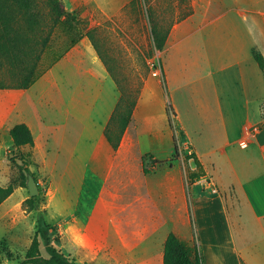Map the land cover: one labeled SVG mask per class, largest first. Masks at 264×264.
<instances>
[{
	"label": "rangeland",
	"instance_id": "374dc122",
	"mask_svg": "<svg viewBox=\"0 0 264 264\" xmlns=\"http://www.w3.org/2000/svg\"><path fill=\"white\" fill-rule=\"evenodd\" d=\"M35 2L37 15L27 14L24 11L12 19L20 26L21 31L29 36V44L39 52L42 40L49 32L47 20L50 19V6L47 0H35ZM123 3L124 7L113 20H104L103 16L106 14L103 8L113 10ZM66 4L69 5L67 9L77 19L79 31L94 29L93 34L100 52L118 78L121 87H124L125 101L133 99L137 88H140L138 103L141 92L147 88L150 93H155V98L152 99L155 101L151 102L145 112H149L151 108V112L158 116L159 124H164V108L167 114L170 112L177 128L176 135L180 150L179 157L174 159V165L180 163L189 173L191 159L188 156L190 153L187 138L183 136L179 123L172 114L171 104L160 96V89L164 88L162 79L159 82L153 73L154 68H159V64L153 63V59L159 53L158 50H162L156 46L155 33L165 35L166 42L177 31V37H181L188 29H196L202 11L212 8L216 9V12H224L220 8L221 5L218 7V2L214 0H68ZM30 20H36L37 24L33 23L30 26ZM185 20L186 23L182 28L180 24ZM231 20L236 22L231 23ZM216 29V33L211 37H209L211 29L195 31L169 49L168 64L172 61L175 78L173 79L177 84H179L178 79H182L183 61L192 59L195 61L204 43L210 44L211 39L224 42L220 47L222 54H213L214 60L228 61V46L226 47L225 44L229 43L228 40H237L239 36L237 33L243 32L244 27L238 17L231 14L223 22H219ZM76 35L79 36L77 33ZM70 43L64 29L57 27L39 62V70L43 69L46 72L51 68L54 60L60 53L65 52ZM29 44L25 46L28 48ZM15 71V67L3 61L0 65V85L20 83L22 76L15 74ZM190 88L185 87L175 91L173 98L183 124L202 148L223 144L227 135L221 132L219 105L216 99L209 97V102L205 103L202 99L199 100ZM171 95H173L172 90ZM137 103L132 120L123 136L127 141L139 139L149 142L151 123L144 119L147 113L142 112L141 108L138 112L144 115L140 119L136 118ZM207 104L210 109L206 108ZM230 105L226 103L227 107ZM231 119L230 136L233 137L241 119L235 116ZM66 151L68 152V147ZM229 152L232 156H236L238 164L239 161L241 164L249 162L253 164L255 173L262 172L259 157L247 158L245 151L237 150L233 146ZM151 153L155 156L157 154V158L153 159L156 162L152 163V159L147 157L148 167L152 168L157 178L152 175L146 181L148 185L155 186L156 190L147 203L143 200L142 204L133 202L132 205L126 206L125 204L132 202V199L109 198L105 199L107 200L105 204L100 200L97 202V198H86V191L83 190L82 193V190L77 189V183H71L69 180L70 165L37 164L31 157L30 150L17 149L14 146L0 150V185L13 184L16 191L15 198H19V207L16 209H13L14 205L11 204L13 199L0 206V253L3 261L10 264H27L24 261L36 235L39 212L43 211L49 223L59 225L61 240L58 246L79 264H163L164 244L170 231L175 230L187 246L192 249L199 248L203 252L201 232L196 218L197 209H200L208 221L211 220L206 231L207 241L215 243L216 237L219 236L220 241L223 242L214 251L210 261L207 262L205 257V264H242L243 258L233 239L235 237L241 241L239 226L242 223L244 229L260 235L255 213L243 191L240 189L237 195L235 190L229 188L220 189L219 193L215 194L213 192L215 187L213 188L210 183L211 179L208 180L209 182L199 179V184L192 186L193 181L189 177L190 185L186 186V202L183 205L180 180L175 179L171 184L165 171L161 170L163 167H168L174 153V145L165 152L157 150ZM23 158L30 163L29 170L26 169L28 163H24ZM213 158L225 169V175L221 177L219 174V176L228 184L232 177L228 159L219 154H215ZM77 173L78 169L74 167V174ZM29 175L35 177L39 186L37 196L40 200V211L39 209L29 211L24 204L25 200L31 197L28 187ZM218 194H221L224 200L220 206L211 208L210 204ZM78 195L80 201L75 199ZM238 196L243 212V221L240 223ZM113 200L115 204L109 203ZM76 209L79 210L78 215ZM87 213H92L90 225L84 223ZM108 217L110 221L119 218L121 221L119 220L120 223L116 225L112 222L111 225L103 223L102 221L107 220ZM226 218L230 219V229L225 222ZM62 222H66L67 225H62ZM41 248L42 254L48 257L43 243Z\"/></svg>",
	"mask_w": 264,
	"mask_h": 264
},
{
	"label": "crops",
	"instance_id": "0c3cea01",
	"mask_svg": "<svg viewBox=\"0 0 264 264\" xmlns=\"http://www.w3.org/2000/svg\"><path fill=\"white\" fill-rule=\"evenodd\" d=\"M214 1L218 2V7L221 5L220 8L224 12L219 13L212 8L202 11L196 29H188L181 37H177L178 31L170 36L165 48L158 50L159 53L153 59V63L159 64V68H154L153 73L159 82L161 79L163 81L164 88L160 89V96L165 99L164 101L172 104L176 112L174 115L176 121L183 136L187 138L189 153H194L201 163L204 174L199 179H211V186L217 188V191L213 190L215 194L219 193L220 189L232 188L239 195L241 189L249 201L255 213L257 226L260 228V235L244 229L241 223L239 226L241 241L235 237L233 239L246 264H264V72L255 59V52L264 55V0ZM124 5V3L121 6L119 4L113 10L103 8L106 14L103 16L104 20H113ZM231 14L238 17L244 31L237 33L239 35L237 40L231 39L225 44L226 47L228 46V61L214 60L213 54H222L220 47L224 42L211 39L210 44L204 43L195 61H192L193 59L183 61L182 79H178L179 84H177L174 81L172 61L168 64L169 49L195 31L211 29L209 37L213 36L219 22H223ZM233 22L236 21L231 20V23ZM184 23L186 20L181 22L182 28ZM185 87H191L190 91L205 103L209 102V97L216 99L219 105L221 132L227 135L223 144L202 148L195 142L183 124L173 100L175 91ZM121 95V89L115 78L90 38L85 35L55 60L52 67L43 72L30 87H0V150L13 146L17 148L10 130L16 123L25 122L30 126L35 142L33 145L27 144L21 148L30 150L31 157L37 164L70 165L69 180L71 183L76 182L77 189L82 190V193L83 190L86 191V198H97V202L100 200L105 204L107 203L105 199L109 198L132 199V202L125 204L126 206L132 205L133 202L142 204L143 200L147 203L156 187L148 185L146 180L152 175L154 178L157 177L152 171L145 172L143 155L151 151L165 152L171 149L174 145V132L168 119L165 120L168 116L165 108L164 124H159L158 116L151 112V108L149 112H145L151 102L155 101L152 100L155 98V93H150L145 88L137 103L136 118L140 119L144 113H147L144 119L151 123L149 142L139 139L127 141L123 136L119 146L115 148L106 135V126ZM226 103H230V107H227ZM139 108L144 112L142 115L140 111L138 112ZM206 108L210 109L209 104ZM234 116L240 117L241 121L235 128V136L231 137L230 123ZM242 138L249 139V145H240L239 140ZM232 146L237 150L245 151L247 158L259 157L262 172L255 173L253 164L249 162L244 164L241 160L243 165L240 161L238 164L236 156H232L229 152ZM215 154L228 159L232 176L228 184L219 176L221 174L222 177L226 172L213 158ZM156 158L157 154L153 155V159ZM190 159L191 169H196L194 157ZM74 167L78 169L77 174H74ZM161 170L165 171L171 184L175 179L180 180L184 205L186 186L190 185L187 168L185 166L183 168L180 163L174 165L173 160L172 165ZM199 179L191 182L192 186H197ZM15 194L16 191L0 206L13 199L11 203L14 205L13 209L19 207V198H15ZM79 195L75 199L79 200ZM223 200L221 194L214 196L210 204L211 208L220 206ZM110 202L116 203L115 200ZM20 204L22 205L21 202ZM238 211L240 223L243 221L240 199ZM76 213L78 215V209ZM92 213H87L85 224L92 223ZM196 218L201 232V247L208 262L223 242L217 236L215 243H209L206 231L211 220L208 221L200 209H197ZM119 220L121 221L120 218ZM119 220L110 221L108 217L102 222L108 225L112 222L116 225L120 223ZM225 222L230 229V219L226 218ZM62 225L67 224L62 222Z\"/></svg>",
	"mask_w": 264,
	"mask_h": 264
},
{
	"label": "trees",
	"instance_id": "16d2710c",
	"mask_svg": "<svg viewBox=\"0 0 264 264\" xmlns=\"http://www.w3.org/2000/svg\"><path fill=\"white\" fill-rule=\"evenodd\" d=\"M47 3L50 6V19L47 20L49 32L42 40V47L40 48V51L37 52L35 50L36 48L29 44V36H27L25 32H22L20 26L16 22H13L12 19L16 18L18 13H24V11H26L27 14L37 15L38 12L35 10L37 4L35 0H0V65L3 61H6L16 68L15 74L22 76V81L20 83L15 85L1 84L0 87H30L45 71L43 69L39 70V62L52 40L53 31H55L57 27H61L62 30L64 29L65 34L68 35L69 40L71 41L67 49H69L85 35L91 39L98 54L107 65V68L115 78L122 92L124 87H121L118 78L115 77L111 67L107 64L98 48L97 41L94 37L95 35L93 34L94 29L85 32L79 31L77 19L67 9V5L64 0H47ZM33 23L37 24V21L30 20L29 25L32 26ZM76 33L79 36H77ZM165 42V35L155 33V43L157 48L163 49ZM26 44H29L30 47L28 46L27 48L25 46ZM63 53L64 52L60 53L55 60L61 57ZM3 58L6 59L2 60ZM255 59L264 72V55L260 52H255ZM139 91L140 88H137L134 98L128 100L127 102L124 99L125 93L124 91L122 92L121 98L115 108L111 120L106 126V135L115 148L119 146L123 133L132 120ZM170 108L172 110V114L176 115L172 104L170 105ZM168 115L169 125L174 132V153L169 161V165H172L173 160L179 157L180 150L178 137L176 135L177 128L170 112ZM10 133L17 149L27 144L33 145L35 142V137L30 126L25 122L16 123L11 128ZM188 156L190 158L194 157L197 165L196 169L189 170V177L192 181H195L204 174V170L194 153L188 154ZM147 157L152 159V163H155L156 160H153V153L143 155L144 170L145 172L150 173L152 168L148 167L149 162L147 161ZM23 161L26 164L28 163L25 158H23ZM29 164L30 163H28L26 168L27 170H29ZM13 192V184H9L8 186L0 185V204ZM24 204L26 209L29 211L34 209H39L40 211V200L37 195L28 197ZM60 240L61 233L59 225L49 223L44 212L40 211L37 218L36 235L27 252L24 262L27 264H79L58 246V242H60ZM42 243L48 257H45L42 254ZM0 264H10L3 261L1 253ZM163 264H205V256L199 248L192 249L181 240L176 232L170 231L164 244ZM242 264L246 263L242 260Z\"/></svg>",
	"mask_w": 264,
	"mask_h": 264
},
{
	"label": "water",
	"instance_id": "95a60500",
	"mask_svg": "<svg viewBox=\"0 0 264 264\" xmlns=\"http://www.w3.org/2000/svg\"><path fill=\"white\" fill-rule=\"evenodd\" d=\"M28 187H29L31 196L38 194L39 186H38V183H37V181L33 175H29Z\"/></svg>",
	"mask_w": 264,
	"mask_h": 264
},
{
	"label": "built area",
	"instance_id": "2783aa9c",
	"mask_svg": "<svg viewBox=\"0 0 264 264\" xmlns=\"http://www.w3.org/2000/svg\"><path fill=\"white\" fill-rule=\"evenodd\" d=\"M239 144L240 145H242V146H247V145H249V139H247V138H242V139H240L239 140ZM206 181H208L207 179H205ZM209 182V181H208ZM214 191H217V189L216 188H214Z\"/></svg>",
	"mask_w": 264,
	"mask_h": 264
}]
</instances>
